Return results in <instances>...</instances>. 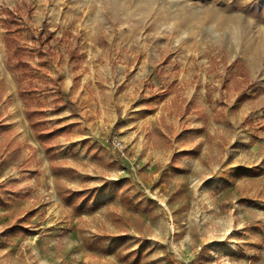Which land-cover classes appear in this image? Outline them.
Here are the masks:
<instances>
[{"label": "rangeland", "instance_id": "rangeland-1", "mask_svg": "<svg viewBox=\"0 0 264 264\" xmlns=\"http://www.w3.org/2000/svg\"><path fill=\"white\" fill-rule=\"evenodd\" d=\"M0 264H264V0H0Z\"/></svg>", "mask_w": 264, "mask_h": 264}, {"label": "trees", "instance_id": "trees-1", "mask_svg": "<svg viewBox=\"0 0 264 264\" xmlns=\"http://www.w3.org/2000/svg\"><path fill=\"white\" fill-rule=\"evenodd\" d=\"M4 39H5V44H6L7 48L10 51H12L11 56L16 58V64L18 66H26L27 64L22 61L21 57H19V54L21 52V46L19 45L17 40L12 38L10 34H6ZM21 95L23 96L24 93L21 92ZM23 99L26 100V98H23ZM25 115L28 118V120L30 121L31 127L33 128L35 134L37 135V137L39 139H41L44 135H46V134H44L45 130L42 129V127H41L42 124L40 122L34 121L32 119V113L30 112V110L27 106H25ZM87 206H89L88 202L86 200H82L78 204H75V210L77 212H79L82 209L86 208Z\"/></svg>", "mask_w": 264, "mask_h": 264}]
</instances>
